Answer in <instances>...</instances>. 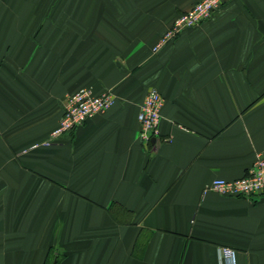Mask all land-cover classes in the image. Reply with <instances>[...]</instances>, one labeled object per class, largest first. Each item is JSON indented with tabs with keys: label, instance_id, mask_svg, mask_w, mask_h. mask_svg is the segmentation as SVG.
<instances>
[{
	"label": "crops",
	"instance_id": "0c3cea01",
	"mask_svg": "<svg viewBox=\"0 0 264 264\" xmlns=\"http://www.w3.org/2000/svg\"><path fill=\"white\" fill-rule=\"evenodd\" d=\"M0 0V264H264V194L224 195L264 151V0ZM114 104L50 139L68 94ZM165 99L139 138L149 91Z\"/></svg>",
	"mask_w": 264,
	"mask_h": 264
},
{
	"label": "built area",
	"instance_id": "2783aa9c",
	"mask_svg": "<svg viewBox=\"0 0 264 264\" xmlns=\"http://www.w3.org/2000/svg\"><path fill=\"white\" fill-rule=\"evenodd\" d=\"M228 0H200L188 10L182 12L165 32L155 50L176 38L183 30L200 25L208 20L214 12L224 6ZM112 90L96 94L93 89L85 87L75 93L68 94L64 101L63 116L59 126L52 132L51 140L58 138L84 124L90 117L109 109L115 102ZM164 96L155 88L147 92L139 112V138L151 144L152 138L161 135L160 122ZM212 190L224 195L253 197L264 194V151L258 153L256 161L247 173L238 179H214L205 191ZM220 264H236V252L230 246L218 249Z\"/></svg>",
	"mask_w": 264,
	"mask_h": 264
},
{
	"label": "water",
	"instance_id": "95a60500",
	"mask_svg": "<svg viewBox=\"0 0 264 264\" xmlns=\"http://www.w3.org/2000/svg\"><path fill=\"white\" fill-rule=\"evenodd\" d=\"M155 141H156V138H152V143H155Z\"/></svg>",
	"mask_w": 264,
	"mask_h": 264
}]
</instances>
